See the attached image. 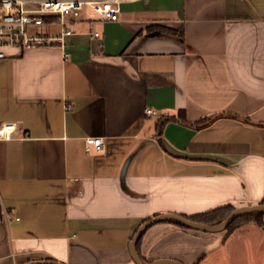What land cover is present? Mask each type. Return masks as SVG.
I'll use <instances>...</instances> for the list:
<instances>
[{"label":"crops","instance_id":"obj_1","mask_svg":"<svg viewBox=\"0 0 264 264\" xmlns=\"http://www.w3.org/2000/svg\"><path fill=\"white\" fill-rule=\"evenodd\" d=\"M69 26L67 57L50 46L0 59V121L18 124L0 139V264H135L146 217L261 201L264 0H119L117 19L84 7ZM247 224L264 228L160 221L136 249L203 264Z\"/></svg>","mask_w":264,"mask_h":264},{"label":"built area","instance_id":"obj_2","mask_svg":"<svg viewBox=\"0 0 264 264\" xmlns=\"http://www.w3.org/2000/svg\"><path fill=\"white\" fill-rule=\"evenodd\" d=\"M84 7L100 20L118 18L119 0H0V59L11 54L10 49L50 46L62 47L63 57H67V37L73 33L69 24L80 17ZM54 25L58 29L49 30ZM154 112L150 107L144 109L146 115ZM17 129L14 121H0V139L12 137ZM85 141L87 149L103 148L101 137L88 136ZM4 216L7 219L8 213L4 212Z\"/></svg>","mask_w":264,"mask_h":264},{"label":"water","instance_id":"obj_3","mask_svg":"<svg viewBox=\"0 0 264 264\" xmlns=\"http://www.w3.org/2000/svg\"><path fill=\"white\" fill-rule=\"evenodd\" d=\"M158 32H159L158 30H153L149 32L148 35L153 36ZM253 212H264V203L262 202L249 203L234 207L230 212L225 214L221 220L214 223L195 221L188 218L184 214L171 212V211L158 213L142 221L141 224L137 227L129 242L130 254L135 264H181L178 260L173 258H158L148 262H144L140 258L136 249V243L137 240L142 236L143 232L147 229V227H149L150 225L156 222L168 220L178 223L188 229L201 231L205 233H217V232L225 231L228 225L232 221H234L237 217L246 213H253ZM19 264H66V263L53 258H45L38 260H29Z\"/></svg>","mask_w":264,"mask_h":264},{"label":"rangeland","instance_id":"obj_4","mask_svg":"<svg viewBox=\"0 0 264 264\" xmlns=\"http://www.w3.org/2000/svg\"><path fill=\"white\" fill-rule=\"evenodd\" d=\"M42 30L46 27H41ZM58 25L49 30L56 31ZM48 30V29H47ZM222 232V231H221ZM250 232L252 240L246 238ZM219 233V232H218ZM264 228L247 224L243 229L237 230L231 235L215 254L209 255L206 264H264ZM238 254V255H237ZM203 263V264H204Z\"/></svg>","mask_w":264,"mask_h":264},{"label":"trees","instance_id":"obj_5","mask_svg":"<svg viewBox=\"0 0 264 264\" xmlns=\"http://www.w3.org/2000/svg\"><path fill=\"white\" fill-rule=\"evenodd\" d=\"M206 119H207L206 116L201 117L195 123H202ZM161 124H162V122L159 123L158 130H161ZM260 202L264 203V195H263ZM233 208L234 207L231 205H223V206H219V207H216L213 209H209V210H206V211H203L200 213H194L191 215H187V217L192 219V220H195V221H201V222H205V223H214V222L221 220L222 217L225 214H227L228 212H230ZM154 215H156V214H154ZM150 217H146L145 219H143V221L150 218ZM248 221H252L257 226H263L264 225V212L246 213V214H243V215L237 217L234 221H232L228 225V227L226 229L227 233L231 232L234 228H236L240 224H242L244 222H248ZM171 222H173V221H171ZM175 224L183 227L182 225H180L178 223H175ZM139 240H140V238L137 240L136 246H138Z\"/></svg>","mask_w":264,"mask_h":264}]
</instances>
